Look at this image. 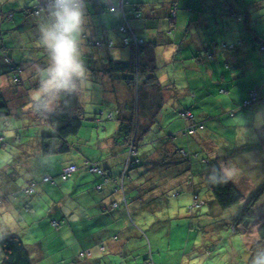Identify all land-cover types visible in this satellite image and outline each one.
Listing matches in <instances>:
<instances>
[{"label": "rangeland", "instance_id": "rangeland-1", "mask_svg": "<svg viewBox=\"0 0 264 264\" xmlns=\"http://www.w3.org/2000/svg\"><path fill=\"white\" fill-rule=\"evenodd\" d=\"M116 1L117 0H115V4H117ZM129 1L132 3V5L136 3H143V5H146L145 3H153V0ZM185 2L186 0H183L182 4ZM90 4L92 5V3ZM231 4L236 5V10L239 12L241 10L243 12L248 10L251 20L255 22L259 21V24L257 25L258 30L260 28L264 29V1L261 0H194V6L190 16L195 14L196 21H198L200 16L206 18L208 17L209 24L218 18L219 25H213L215 32L208 31L207 38L210 39V35H212V37H217L215 38L217 40L219 38H223L225 42L231 43L235 40H233V36L229 32L227 26L229 23H231L235 33L237 23L233 19L229 22V19H225L224 16L221 18L219 17V14L224 15L225 12L227 14L230 13L228 10L231 9ZM120 14L121 13L114 14L115 21L113 22H108L107 17H101L100 22L103 24V26L107 25L106 27L111 32L113 37H116L117 40L121 41L122 36L120 33H118V28L122 23V15ZM21 15L22 12L17 11L14 19H2L1 22H9L11 29L6 30L5 26L0 27V51L2 48H4L6 53L9 55L12 53L15 55L18 53L25 55L23 57H27L26 59H31V63L35 65V57L42 58V56H47L50 53V51H47V48H45L46 45L43 41V34L45 29L50 28L55 23L52 21L55 17H52L53 19H43V21H38V19L42 16L38 18L35 17L33 19H27L26 23L29 26H32V24H37L40 29H37L36 32H33V29H29V31H26L25 33L20 32L21 30H25V27L23 28L22 25L17 24L19 21L23 22V18L20 17ZM107 15L110 16L112 14L108 13ZM167 22L170 23L171 21L166 19L165 23ZM220 24L224 25L221 29L222 31H220ZM196 25L198 24L196 23ZM203 28L206 29L205 26H203ZM240 31L243 33V35L245 34L243 24L240 25ZM249 40L253 41L254 39L250 36ZM179 45L182 44L180 43ZM147 46H144V52L142 53L144 56L141 57L142 69L147 72H142L140 76L141 91L139 93L133 92V95H131L130 103L135 110L134 112L133 110L131 111L130 115L127 117V121H124L123 125L122 121L117 119V113H119V111L117 109L116 102L110 100L105 94H110V92H105L97 79H94L95 81L93 79H89L88 82H86V85L89 88L83 92V101L86 108V120L84 121L83 127L78 136L70 138V141L74 143L71 154L67 155L66 157L64 155H55L54 157H49L46 159H38L39 155L34 152V137L38 135L37 132L39 131V128L35 126V122H32L31 125L30 121L28 122V128H25V124L20 121L19 118L12 116L8 121L3 119L0 120V133L8 143L7 147H3L0 143V168L4 169L6 166H8V164L10 165L11 162L9 161L14 155L16 158L18 157V159L21 160L26 158L25 152L30 150L32 157L27 158V163L29 162L31 165L36 166L40 170V173L44 172L49 174L51 171V174L54 175L51 176L55 177L56 179L57 190H54V192H44L41 189V186L45 183L37 180L35 181L36 194L33 196L37 197V199L41 201V212L38 221V224H40V230H33V234L36 235V239L43 242V244L46 246L45 248L48 247L49 251H52L51 247L53 246L55 238L50 239V236L55 234L56 230L59 231L62 226L68 223V217L65 216L63 219L59 218L61 220H58L59 222L65 221L63 224H61L59 230L53 227L52 224L54 220L58 219L56 218V215L53 214V212L58 209L60 215V207L62 208V204L66 205V201L69 205H72V203L79 205L78 215L80 217V221L78 223L82 229L86 228L83 227V224L89 223L85 217H87L89 214L87 205L90 202L96 201L97 203H104V205L108 206H110L111 203L117 202L121 207L125 208L126 205L125 201L123 203V196L118 192L107 193V190L112 191V188L120 189L124 168L127 170L124 164L126 159L125 155L127 151L128 153L130 152L131 146L136 143L138 149L137 157L141 159V163L128 174L129 177L126 182L125 189L127 190L129 185L132 183L141 184L144 182V180L158 185L152 193L150 192L142 195L145 202L140 204L141 207H137L136 203L130 205L133 208L131 211L132 217L131 215L129 216V214L127 216L130 222H133L134 225L141 230L143 238L140 239V248L136 251H127V257H130V253H132V255L141 253L142 264H153L152 255L154 261L158 262L161 258L162 260H167L168 254L176 253V256H179L180 254H186L185 264H248V251L245 247V242L242 236L238 233H230L227 229V226H230L232 220L234 219L233 217L236 215V208H242V203L226 211H221L222 209H219L221 212L225 213L221 221L219 218H217L216 214H212L211 208L208 204H205L199 209L197 208L196 204L193 203L188 197L189 193L187 187L189 183L186 181L187 178L190 177L189 179H191L192 183L195 184L196 189L199 188V185L205 186V189H201L202 192L197 191L202 199H214L212 193L205 183V177L211 172L220 169L216 167V164L220 165V163L215 159V155L211 153L213 148L219 147L223 151L221 152V154H223V158H225L223 166H220L221 169H225L224 167L226 165H233L235 168L239 166L240 169L237 170H241L240 172L243 175L238 182H242L241 186L243 189L246 191L253 185L255 189H253L254 192L257 189H260L262 186H264V160H261L258 155L261 152H264V128H259L256 130V128H252V126H247L250 134L248 137L251 139L253 138V142L251 143L252 145L250 144L247 148L239 141L238 143L241 144H236V140L233 138V135L230 132L224 133L223 136L234 143V145H222L218 142H215L217 145H212V143H209L207 146L204 145V143H202L201 146L198 143H194L193 145L189 144L195 137L186 136L185 129L187 122L185 121L188 120L182 117V115L187 112L186 110H191L190 105L192 104V100L189 98L190 96L182 97L180 95V92L187 93V71L183 65L184 61L182 58H180V55L178 59L179 62H176L177 60H172V54H167L165 56L163 54L162 59H165L166 64L158 62V64L155 65L150 61L152 59L151 51L154 49V45H150L149 48H147ZM172 46L174 45L169 44V40L165 39V48ZM122 48L121 50H123ZM182 49L183 48L178 50V54ZM125 53H128L126 49ZM187 54L185 55L188 57L190 54L189 50H187ZM207 55L209 56V53H207ZM251 55L260 56L262 54L260 52H251ZM10 57L13 56L11 55ZM242 58H244V55L241 54L240 60ZM261 58L264 60V55H262ZM129 60L130 56L126 59V61ZM221 60L223 73L226 75L228 81L227 87H230V83L232 82V79L230 78L233 74L232 71H239L242 73V70L244 68L246 69L247 66L243 63L237 62L234 59L226 58V56H221ZM168 61L172 62L169 63ZM195 62L198 61L196 60ZM262 65L263 64L260 63V60L259 62H255L253 65L255 70L260 68L261 75H259L257 78H254V68L250 66L249 69L251 72L247 74V77H243V81H239L238 78L233 80L232 83L237 84V86H233L232 90L227 89V87L224 85L225 90L229 91L228 94H224L225 99L229 95L233 96L234 93L235 96L239 97L245 91L249 92V84H252L253 88H257L258 90H262L264 92V68H262ZM200 67L202 70L205 68L204 65ZM10 68L11 64L7 63L4 57L3 59L0 58V89L3 92L5 88L15 86L10 75ZM203 73H201L202 76ZM42 75L44 78H47L48 72L46 68H44V70L42 69ZM153 75L155 76L154 78L152 77ZM187 75L192 77L191 73H187ZM205 75L207 76V80H204V85L207 87V89H213L214 85L211 78L209 77V73ZM171 76H174L176 79L178 90H173L174 92L178 91L177 100H180L175 104H173L175 99L170 98V94H173L174 92L166 89L170 82V80L168 81V78ZM249 78L253 81H248ZM200 82L201 81L196 82L191 79L189 86L197 87ZM34 83V81H29L26 87L29 88V86H35ZM30 92L34 93V91ZM150 92L154 93L148 94ZM130 94L131 92H129V95ZM191 97L193 98V96ZM32 99L36 100L34 98ZM241 102L243 103V101ZM203 105H205V107L210 111L205 109L201 112V109H193L194 113L191 112V114H193L194 118L195 116L196 118H200L201 115L206 114L208 116L214 115L213 117L216 119L217 114H211L214 112V110L212 111L214 106L210 103V101ZM226 109L229 111L227 112L229 119L225 121L236 126V122H239L238 116L235 115L236 117L234 116V118L230 117L231 112L234 110L232 107ZM252 110H254L256 113L258 111L260 112V122L264 123V98L258 104L256 103L255 105L247 107L246 109L243 108V112L246 114ZM111 113L114 115L115 120H111L109 118ZM219 116L222 117V114H219ZM246 119L249 122H253L254 117L248 116ZM206 121L208 123L206 130H211L213 131L212 133H214L213 137L215 139L213 140H218L221 142L226 140L216 139V131L214 132V129L210 128L209 125L214 123L213 119L208 118ZM121 127L122 130H120ZM251 129L253 131H251ZM16 130L20 131V141L16 140ZM46 134H48V132ZM200 134L201 132L196 137L200 136ZM10 135L12 137L7 138ZM238 139L243 140V138L240 137ZM115 140L117 142V150L114 154L110 149ZM3 141L4 139L0 142L4 143ZM29 144H31V146H29ZM129 144L130 146H128ZM171 144H174L175 150H180V155L185 158L191 159V154L196 156L193 155L191 161L189 160L185 163H175L174 161L176 160H174V158L177 157L178 154L175 153V150L169 152L166 151L167 145ZM183 150H188L189 152L187 151L188 153L184 154L182 153ZM243 153V157H245L246 168L242 167L237 161L239 154ZM154 155L158 156L160 161H155L153 158ZM56 157H58L60 160H63V158H74L78 160L80 164L83 162L84 158H89L88 163H93L102 168H109L108 175L113 178L112 182L108 184L109 182H105L107 180L106 177L87 173L86 171L75 173L73 174V177L71 176L72 178L70 177L64 182L61 180L60 175L56 174L57 167H60L61 163L58 162ZM48 159L49 161H45ZM51 160H53V162ZM187 167L189 170H186ZM178 173L181 174L178 175ZM174 175L176 176L174 177ZM78 178H80L82 186L80 187L81 189H79L80 194L76 196V193H70V191L74 190L75 183L77 182ZM33 179L34 177L30 180V182H32ZM25 180L28 181L27 178H22V186L28 185L29 182H26ZM50 186L53 185L48 184V187ZM100 186H102V189L98 191ZM134 195L140 197L141 193L139 190H135ZM127 196L129 198L133 197L130 195V193H127ZM246 197L248 196L246 195ZM128 201L131 203L132 199H128ZM257 204V206L264 208V195ZM191 207L193 208V211H191ZM135 208L137 210H134ZM5 209L6 205H0L1 226L7 223H12V220L10 219L17 217L16 212L3 211ZM63 212L70 213L65 208H63ZM113 212H115L114 214H118L115 210ZM121 217L125 218L126 214L121 215ZM211 218L212 221L210 220ZM142 221H146V224L143 225ZM35 223L37 224V222ZM44 224H48L49 228H46ZM70 225L77 227L73 220L70 221ZM153 226L157 229L156 232L151 231V227ZM78 233L79 237L81 238L82 236L79 231ZM169 233L172 234L171 239L169 237ZM28 234L29 233H27V235ZM35 238L33 239L34 241ZM27 239L33 241L32 238L28 237ZM246 241L247 243H250L249 240ZM163 251H165V253H163ZM159 252H161L162 256L164 257H159ZM146 253L147 256L144 257ZM174 256L175 255H173L171 258L173 261L172 264H176L174 262L176 259H179L177 264H181V259ZM44 258H47L44 260V262L48 263L54 260L53 256L49 257L47 254ZM57 263L63 264L61 261H57ZM167 263L169 262L167 261Z\"/></svg>", "mask_w": 264, "mask_h": 264}, {"label": "crops", "instance_id": "crops-1", "mask_svg": "<svg viewBox=\"0 0 264 264\" xmlns=\"http://www.w3.org/2000/svg\"><path fill=\"white\" fill-rule=\"evenodd\" d=\"M42 1L43 0H0V4H1L0 11H1L2 16H5V17L8 16L7 15L8 12H12V15L14 18H15L17 11L22 12V15L20 17L23 18V22L19 21L17 24L22 25L23 28L25 27V30H21L20 32L26 33V31H29V29H33V32H36V30L40 29V27L37 24H34V25L32 24V26H29L26 23L27 19H33L35 17L38 18L42 16L41 18L38 19V21H41V20L43 21V19L55 17L53 15V13L56 11L54 7L55 4L50 5V3H48L49 0H45V2L44 1L42 2ZM182 1L183 0H153V3H145L146 5L147 4L149 5V6L148 5L146 6V5H143V3H136L132 5V3L129 0H126L125 6L122 9L119 3L120 0L116 1L117 4H115V0H83L85 16H84V24L82 27V32L79 36V40H80L79 47L82 53L81 59L83 60L85 65H87V68H88V73H89L88 80L97 79L102 89H104L105 92L106 91L110 92V94H107V93L105 94L107 97H109L110 100L116 102V106L119 111V113H117V119L122 122L127 121V117L130 115L131 111L133 110L134 112L135 110L133 109V106L130 103V99H131V95H133V92L136 93V91L134 90L133 85L129 87L127 86V84H125V81L119 80L117 79V77L110 74L109 64L113 60H117V61L125 60L126 61V59L129 58V56L132 57V53H133L131 50L132 47H126V48L125 46L123 47L122 40L120 41V40H117L116 37H113L111 32L106 27L107 25L103 26V24L100 22L101 17H107L108 22H113L115 21L114 14L121 13L120 15H122V23H123L124 15H126L130 26L134 29L138 37L145 40L146 46L149 45L147 46V48H149L150 45L152 44L154 45V49L151 51L152 59L150 61H153L155 65L158 64V62L166 64L165 59L164 60L162 59L163 54L164 56L167 54H172V60H177L176 62H179L178 59L180 55V58H182V60L184 61L183 65L185 66L186 71H187L186 72L187 93L180 92V95L182 97L190 96L189 98L192 100V104L190 105L191 111L193 112V109L194 110L201 109V112L204 111L205 109L207 111H210L205 107V105H203L209 101L214 106V109H212V111L214 110L215 113L212 112L211 114H215V115L217 114L216 119H214L213 117L214 115L208 116L206 114H203L201 115L200 118H196L195 116L193 120L185 121L187 122L186 128L190 126H195V124L199 122L203 123L205 126L203 130H200L197 134L193 136L195 137L192 140L193 143L191 141L189 144L193 145L194 143H198L201 146V144L204 143V145L207 146V144L209 143H212V145H215L216 144L215 142H218L219 144H222V145H227V144L234 145V143H232L231 141H229L223 136L224 133L230 132L233 135V138H235L236 144L240 145L242 143L247 148L253 142V138L251 139L250 137H248L246 142L244 141V139L239 140L237 131L238 130L242 131L241 126L244 124H247V126H252L253 128L254 127L253 122H249L246 118L248 116H253L255 118L256 112L252 110L251 112L246 114L243 112V108H241L240 106L242 104L241 101L245 100L248 97L249 95L248 91H245L239 97L235 96V93H234L233 96L229 95L225 99L224 94L226 93L228 94L229 91H226L224 88V85L227 87L228 81H227L226 75L223 73V69L221 65V62H222L221 56H226V58L234 59L237 62L243 63L247 66L246 69L244 68L242 70V73H240L239 71H235V72L232 71L233 74H232V77H230L232 79L231 80L232 82L233 80H236V78H238L239 81H242L240 79V75L246 76L247 74H249L251 72L249 69L250 66L253 67L254 62L256 61L252 60V55H251L252 51H251V47L249 44L250 42L248 43V45L242 46V48H239L233 51L223 50L221 46H219V44L221 43L231 44V43L238 42L239 40L245 38L244 35H242L240 31V25L243 23H240L234 17L235 13H239V11L235 10L237 6L231 4V9H229L231 11L228 10L231 13L227 14L225 12L224 15L219 14L220 18L224 16L225 19H229L228 20L229 22L232 21L233 19L237 23V26H236L237 28L234 33V28L231 26V23L228 22L229 24L227 28L229 29V32L232 34L233 40H235L229 43V42H225L223 38H219L217 40L215 39L217 37H212V35H210V39L207 38L208 31L215 32L213 25L214 24L219 25L218 18H216L211 24H209L208 17L206 18V17L200 16L198 21H196L195 14L190 16L192 12V8L194 6V0H186V2L183 4H182ZM90 3H92V5ZM37 4L38 6H36ZM31 7H32L31 10H27V8H31ZM113 7H117V9L113 11ZM37 9H42L39 14L34 13L35 10ZM23 11H24V14H23ZM108 13L112 15L108 16L107 15ZM166 19L170 20L171 22L165 23ZM52 21L55 22V18ZM196 23L198 25H196ZM257 24H259V21H257ZM4 26L6 30L11 29L9 22L8 23L2 22L0 27H4ZM203 26H205L206 29H204ZM223 26H224L223 24L222 25L220 24L219 26L220 31H222L221 29L223 28ZM254 30L257 32L259 36L264 38V29L260 28L258 30L257 25H256L254 27ZM84 33L89 34L93 36L94 38H101L105 41H113L114 42L113 49L111 50L107 46L96 47L93 45L88 46L85 43H82L81 39L83 38L82 36H84L83 35ZM165 39H168L169 44H173L176 47L172 46L169 48H165ZM180 43L182 45H179ZM216 45H218L219 47L213 48ZM144 46H143L142 53L144 52ZM209 47L211 51L208 56L207 51ZM121 48L123 50H121ZM181 48L183 49L178 54V50ZM125 49L127 50L128 53H125ZM187 50H189V53H190L188 57L185 55L187 54ZM127 54H128V57H127ZM241 54L244 55V58L240 60ZM4 55L9 57L14 63L21 66V69H23L20 77L22 76L23 81H25L26 83L24 86L16 90L15 78H13L12 76L13 74L10 72L12 81L14 82L15 86H10V87L5 88L4 92L1 91L0 89V93H2L3 96H5L9 100L10 106L15 110V112H18L19 107H21L22 105H25L26 102H29V101H26L27 100L26 95H28L30 98L32 95V98L38 99L39 97L47 93V92L41 91L44 80H47V78H44L42 75V69H43V65H45L44 67L48 69L52 66V58L49 57L48 55L47 56L44 55L42 56V58L35 57L34 58L35 65H33V63H31L32 61L31 59H26L27 57H23L25 55H22L20 53L15 55L14 53H12L11 55L13 57H10L11 55L6 53L5 49L2 48V50L0 51V58L3 59ZM142 56H144V54H142L141 57ZM196 60L198 62H195ZM171 62L172 61H170L169 63ZM48 65L50 67H48ZM202 65H204L205 67L204 70H202V68L200 67ZM48 69H46L47 72H48ZM187 73H191L192 77H189ZM201 73H203V76ZM207 73H209V77L211 78L213 82V85H214L213 89H207V87L204 85L205 84L204 80H207L206 79L207 76L205 75ZM254 73H255V70L253 71V76H255ZM152 77L154 78L155 76L153 75ZM191 79H193L196 82L198 81H201V82L197 85V87H192V86H189V82ZM169 80L170 82L166 89L171 92H174L173 89H177L176 79L174 76H171L168 78V81ZM29 81H34L35 86L34 85L29 86V88L26 87ZM232 82L230 83L231 88L227 87V89L232 90L233 86H237V84H234ZM80 86H81L80 95H81V92H84L85 90L89 88L87 87L86 82H82ZM248 86L250 90L255 89L252 87V85H248ZM33 89H36V90H33ZM30 91H34V93H31ZM140 91H141V87L139 89V92ZM129 92H131L130 95H129ZM259 92H260V97H261L260 101H261L264 98L263 96L264 92L262 90L261 91L259 90ZM153 93L154 92H150L148 94H153ZM182 94H185V95H182ZM170 95H171L170 96L171 99L172 98L175 99L174 100L175 102H173V104H175L176 102L178 103L180 101V100H177L178 91ZM191 96H193L194 99ZM29 104L30 105L24 107L21 114L18 113L19 115H22V116L19 117V115H17L16 117L19 118L20 121H22L25 124L24 126L25 128L26 127L28 128L29 121L31 125H32V122H35L36 124L35 126L39 128V131L37 133L38 135L39 134L40 135L39 136L36 135V137H34V141H35L34 142L35 143L34 152H36V154L39 155L38 159L49 158V156H44L41 153L39 142H40L41 137L47 132L48 134H52V128L46 126L47 124L45 122H41L33 118V116L31 115L32 104L31 102ZM230 107H232V109L234 110L233 111L234 115L231 114L230 117L234 118V116L237 115L239 118L238 119L239 122H236V126H234V124H229L225 121L229 119V116H227V112L229 111L226 108H230ZM219 114H222V117H220ZM208 118H211L214 120V123L209 124V125H210V128L214 129V132L216 131L215 132L216 139H223V140L226 139V140H224L223 142L218 141V140H213L215 139L213 137V134H214L212 133L213 131L206 130V127L208 125L206 119ZM111 120H115L114 115L112 116ZM254 128L258 130L261 127L256 126ZM251 131L253 130L251 129ZM19 132H20L19 130L15 131L17 141L21 140ZM200 132H201L200 136L196 137ZM0 136H2V134ZM248 136H250V134ZM11 137L12 136L10 135L7 138H11ZM1 138L4 139L3 141L4 143H1V145L3 147H7L8 143L5 141V138L2 136L0 137V140ZM238 141L241 143H238ZM29 146H31V144H29ZM110 150L112 151V153L114 154L116 153V150H117L116 140L114 141ZM137 150L138 149H136V154H138ZM172 150H175L174 144L167 145L166 151L169 152ZM221 152H223L222 149L217 147V148H213L211 153L215 155V159L220 163V165L216 164V167L220 168V170L223 171V169H221L220 166L221 165L223 166V162L225 161V158H223L222 156L223 154H221ZM175 153L178 154L177 157L174 156L175 157L174 160H176L174 161L175 163H183V162L185 163L186 161H189V160L191 161L193 158L192 156L194 155L193 154L191 156V159H188V158L181 156L178 150H175ZM67 155H64V156L66 157ZM25 156L26 158L21 160V159H18V157L16 158V156L14 155L13 158H11L9 161L11 162L10 165L8 164V166H6L4 169L0 168V198L3 199V202L0 203V205H6V209L3 211L17 213L16 218L10 219L12 220V223H7L2 226L0 224V228H1L0 239L3 237H7V236H18L19 238H21V240L27 245L28 251L30 252L33 258V262L35 264H58L57 261H61L63 264H142L141 262L142 254L141 253L139 254L136 253V255H132V253H130L129 255L130 257L129 258L127 257L128 256L126 253L127 251H136L140 248V239L143 238L141 230L138 227H136L133 222H130L127 215L129 214L130 216L131 211L133 209L130 205H133L136 203L137 207H141L140 204H143L145 202L142 195L150 193V192L152 193L156 189V186L158 184H154L153 182L144 180V182H142L141 184L140 183L130 184L128 189L126 190L125 189L126 182L128 180V177H129L128 174L130 173V171L128 169L127 170L124 169L123 174H122V184L120 187L122 191L119 188H115V189L112 188V191L107 190V193H113V192L120 193L124 198L123 203L125 201V205H126L125 208L121 207L120 204H118L117 202L111 203L110 206L104 205V203H99V202L97 203L96 201L90 202L87 205L88 213L90 215L88 214L87 217H85V219L88 220L89 223L83 224V227H86L85 229L80 228V224L78 223L80 221V217L78 215L79 205H77L76 203H72V205H69L68 202L66 201V205L62 204V208L60 207V215H59L58 209H56L55 212H53V214L56 215V218L58 219H55L52 225L53 227L59 230V228L61 227V224H63L65 221L59 222L58 220L63 219L65 216L68 217V220H67L68 223L62 226V228L59 231L56 230L55 234H52L50 236V239L51 238H55V239H54L53 246L51 247L52 251L51 250L49 251V248L48 247L45 248L46 246L43 244V242L36 239L35 238L36 235L33 234V230H40V224H38V221H39V218H40L39 215L41 212L40 210L41 201L37 199V197H33V196L28 197L23 193L22 188L26 185L22 186V178H27L28 181L26 180L25 181L29 183H31L30 180L33 177L34 179L32 182H35L37 180L42 182V179L45 176L53 175V174H51V171L49 174H46L44 172L40 173V170L36 166L31 165L29 162L27 163L28 161L27 158L32 157V154H30V150L28 152H25ZM125 156H126V159L127 158L129 159L128 152L126 153ZM243 156H244V153L239 154V156L237 157V161L242 167L246 168L245 157ZM258 156L261 160H264V152H261ZM50 157H54V156H50ZM153 158L155 161H160V158L158 156L154 155ZM56 159L58 160V162H61L60 167H57V170H56L57 172L56 174L60 176L62 175L64 168L70 164L80 165L82 168L78 172L86 171L87 173H91L85 166V164L89 162V158H84L81 164L79 163L78 160L74 158H71V159L63 158V160H60L58 157H56ZM126 159H125L124 164L127 165L128 159L127 160ZM45 161H49V159ZM51 161L53 162V160ZM135 162L140 164L141 159L136 157ZM58 168H59V171H58ZM224 168L229 169V172H230L229 177H228L229 181L243 193L245 197V201L243 202L244 204L242 203V207H244L247 204L248 199L250 198V196L255 190L254 185L245 191L243 187L241 186L242 182H238L243 175L240 172L241 170L239 171L237 170V169H240V167L237 166L235 168L233 167V165L232 166L226 165ZM103 169L108 174L109 168L103 167ZM186 170H189V168L187 167ZM75 173H72L71 176L73 177V174ZM124 173H125V176H124ZM180 174L181 173H178V175ZM175 176L176 175H174V177ZM189 178H187L186 182L189 183V185L187 184L188 185L187 190L189 193L188 197L190 198V200H192V202L196 204L198 209L204 206L205 204L206 205L208 204L211 208L212 214H216L217 218L219 219L220 217H223L225 213L219 210L220 209L219 205L216 203L215 199H212V198L211 199L209 198L208 200L202 199L200 195L197 193V191L202 192L201 189L202 188L205 189L204 188L205 186L199 185V188H198L199 190H198L196 189L195 184L192 183L191 179ZM112 179L113 178L111 177L109 181L106 180L105 182H109L108 184H110L112 182ZM48 184H51L53 186L48 187ZM81 186H82V183L80 182V178H78L77 182L75 183L74 190L70 191V193L71 192L76 193V196H78L80 194L79 189H81L80 188ZM102 186H100L101 189H102ZM56 187L57 186H56V179H55L54 183H45L44 185L41 186V189L44 192L46 191L54 192V190H57ZM135 190H139V192L141 193L140 197L134 195ZM127 193H130V195L133 197L129 198L127 196ZM246 195L248 197H246ZM128 199H132L131 203H129ZM63 208H65L70 213L63 212ZM114 210L117 211L118 214H114L115 213L113 212ZM134 210H137V209L135 208ZM239 210H241V208L237 207L235 210V214L238 213ZM191 211H193L192 207H191ZM123 214H126L125 218L121 217V215ZM254 214L256 218L252 223L247 224V225L245 224L240 225V228H239L240 235L242 236L245 242V247L247 251H249L250 248L256 242L259 241L258 230H259L261 223L264 221V208L256 205L254 209ZM71 220H73L76 223L77 227L70 225ZM210 220L212 221V218ZM35 222H37V224ZM142 223L143 225H145L146 221H142ZM44 225L46 226V228H49L48 224H44ZM78 231L80 232L82 236L81 238L79 237ZM151 231L156 232L157 229L153 226L151 227ZM27 233L29 234L27 235ZM171 235L172 234L169 233L170 239H171ZM28 237L32 238V240L35 238V241L34 240L30 241L29 239H27ZM246 240H249L250 243H247ZM84 253H90L91 255L90 254L84 255ZM163 253H165V251H163ZM46 254L49 257L53 256L54 260L50 261L49 263L44 262V260L47 259V258H44ZM173 255H175L174 257L181 259V264H185L186 254H180L179 256H176V253L168 254L167 260H162L161 258L158 262L154 261L153 255H152L153 264H172L173 261L171 260V258ZM146 256H147V253L145 254L144 257ZM158 256L164 257L162 256L161 252H159ZM3 258H4V254L0 247V262ZM178 260L179 259H176L174 262L177 264ZM167 261L169 263H167Z\"/></svg>", "mask_w": 264, "mask_h": 264}, {"label": "trees", "instance_id": "trees-1", "mask_svg": "<svg viewBox=\"0 0 264 264\" xmlns=\"http://www.w3.org/2000/svg\"><path fill=\"white\" fill-rule=\"evenodd\" d=\"M45 2V0H43ZM42 1V2H43ZM53 0H49L48 3H50ZM264 1V0H261ZM42 4V3H41ZM40 5V4H39ZM50 5H53L50 3ZM38 6V4L36 5ZM1 7V4H0ZM234 7V6H233ZM117 9V7H115ZM31 8H27V10H31ZM235 9V8H234ZM236 10V9H235ZM231 11V10H229ZM231 13V12H230ZM8 16H2L0 11V25L3 18L7 19H13L12 12L7 13ZM235 19L239 21L240 23H243L244 25V39L239 40L236 43H221L219 46L223 50H229L233 51L239 48H242V46L250 44L251 51L252 52H260L262 55H264V38L259 36L257 32L254 30V27L257 24V21H252L251 17L249 16V11L243 12L242 10L239 13H235L234 15ZM122 26H125L128 30L127 33H123L120 29ZM118 32L122 36V44L123 47H132V57H130L129 61H117L113 60L109 64V73L113 76L117 77L119 80L125 81V84L127 86L131 87L133 85L134 90L139 93L140 89V76L142 72H147L142 69V63H141V55L143 51V46L145 45V40L138 37L134 29L130 26L128 18L126 15H124V22L123 24L118 28ZM83 38L81 39L82 43H85L86 45L90 46H96V47H104L107 46L109 49H113L114 42L113 41H105L101 38H94L93 36L84 33ZM243 35V33H242ZM249 36V37H248ZM253 38L254 40H249ZM249 39H248V38ZM140 39L143 41L142 44H137L135 42V39ZM97 43H100L101 45L98 46ZM80 44V40H79ZM218 45L214 46L213 48H218ZM47 51L49 49L47 48ZM210 47L208 48L207 53L210 54ZM6 55V54H5ZM4 55L5 61L9 64H11L10 72L13 74V78H15V84H16V90H18L20 87L24 86L26 83L23 81L22 76L20 77L23 69H21V66L17 65L16 63H13V61ZM254 55L252 56V60H255L256 62H259L263 64L262 68H264V60L261 58V56ZM49 57H51V54H48ZM254 57V58H253ZM82 58V57H81ZM153 62V61H151ZM255 63V62H254ZM45 65H43V70ZM87 67V65H85ZM48 67H50L48 65ZM255 70V67H252ZM48 69V68H46ZM88 69V68H87ZM264 70V69H263ZM255 76L254 78H257L259 75H261L260 68L255 70ZM243 77H247L240 75V79L243 81ZM48 79V76H47ZM247 79V78H246ZM45 81V80H44ZM248 81H253L249 78ZM43 83V82H42ZM73 83L75 84V87L68 90H60L59 92H47L46 94L42 95L36 100H32L28 95H26L27 100L29 102H26L25 105H22L19 107L18 112H15V110L10 106L9 100L3 96L2 93H0V119L3 120H9L12 116L16 117L17 115L21 114L24 107L30 105L31 102V115L33 118H35L38 121L45 122L48 127L52 128V134H45L40 139V149L41 153L44 156H55V155H67L72 152L74 143L70 141V138L78 136L80 133L83 123L86 120V108L84 106L83 101V92H81V86L80 84L82 81L80 78H74ZM252 85V84H249ZM253 92L257 93V101L252 102L250 104H246L247 101L251 100V95ZM248 97L243 100V103L240 105L241 108H247L250 106L255 105L258 103L261 99L260 92L257 88L251 89L248 92ZM187 112H192L191 110H186ZM19 113V114H18ZM232 115H234V112H231ZM22 115H19L21 117ZM113 114H110L109 118L111 119ZM183 118H185L182 115ZM194 119V118H193ZM192 119V120H193ZM124 122H122V125ZM193 127L195 130V134L198 133V131L203 130L205 128L204 124L199 122L195 124ZM189 129L187 127L185 130ZM187 130L188 132L191 130ZM122 130V127L121 129ZM195 134H186V136H194ZM3 139L1 138L0 141ZM2 143V142H0ZM117 143V142H116ZM130 146V144L128 145ZM136 149L137 145L136 143L131 146V150L128 153L129 159L127 161L126 168L131 171L139 165V163H136ZM128 152V151H127ZM138 152V150H137ZM180 152V150H178ZM182 153L187 154L188 152L186 150H183ZM131 154V156H130ZM190 154V153H189ZM192 156V154H191ZM126 159V160H127ZM135 159V160H134ZM78 167V171L81 170V166L78 164H75ZM86 168L92 173L101 175L102 177H106L107 181L111 178V176H108L107 172L104 171L103 168H101L98 165L86 163ZM97 169L96 172L93 170ZM125 169V168H124ZM98 170L102 171L99 172ZM76 171V173L78 172ZM60 176L63 181H67L68 178L71 176L63 175ZM53 178L52 181L45 182L42 179V182L44 183H54L55 178L51 175H48ZM125 176V173H124ZM205 183L207 184V187L209 188L210 192L212 193L216 203L219 205V208L222 209L221 211H226L229 209H232L233 207L243 203L245 201V197L243 193L234 186L223 174L222 170H215L211 172L205 179ZM125 184V182H124ZM36 183L31 182L28 185L24 186L22 188L23 193L28 196L32 197L36 193ZM263 187V188H262ZM260 189H257L248 199L247 204L239 210L238 213H236L234 219L232 220V223L230 226H227V229L230 233H238L240 234V225H247L252 223L256 216L254 214L255 206L258 205V201L262 198L264 195V186H262ZM32 189V191H29ZM101 190V187L98 189V191ZM3 202V199L0 198V203ZM204 204V203H203ZM224 217V216H223ZM220 217V220L222 221V218ZM214 223V222H213ZM216 224V223H214ZM213 225V224H212ZM217 230V229H215ZM259 241L256 242L248 251V264H255V261L261 257V255H264V221L261 223L259 230ZM0 247L3 251L4 258L1 260L0 264H34L33 258L28 251L27 245L19 238L18 236H7L0 239ZM90 253H84V255H89ZM83 255V254H82ZM91 255V254H90Z\"/></svg>", "mask_w": 264, "mask_h": 264}, {"label": "clouds", "instance_id": "clouds-1", "mask_svg": "<svg viewBox=\"0 0 264 264\" xmlns=\"http://www.w3.org/2000/svg\"><path fill=\"white\" fill-rule=\"evenodd\" d=\"M55 23L44 30L43 41L49 49L52 66L48 69V79L42 85V92H59L75 87L74 78L87 82L89 73L81 59L79 36L84 24L85 10L83 0H56ZM260 112L256 113L253 126L264 128L260 122ZM237 135L245 141L249 135L247 124L241 126ZM223 174L229 177V169H223ZM255 264H264V255L255 261Z\"/></svg>", "mask_w": 264, "mask_h": 264}, {"label": "built area", "instance_id": "built-area-1", "mask_svg": "<svg viewBox=\"0 0 264 264\" xmlns=\"http://www.w3.org/2000/svg\"><path fill=\"white\" fill-rule=\"evenodd\" d=\"M55 2H56V0H53V1H51L50 3H51V4H55ZM119 3H120L121 8L123 9L124 6H125L126 0H120ZM115 9H116V8L113 7V11H114ZM41 10H42V9H37V10H35L34 13H35V14H39ZM120 30H121L123 33H127V32H128V30H127V28H126L125 26H122ZM134 39H135V42H136L137 44H142V43H143V41L140 40V39H137V38H134ZM97 45L100 46L101 44H100V43H97ZM257 98H258L257 93H256V92H253L252 95H251V100H250V101H247L246 104H250V103H252V102H256V101H257ZM183 116H184L187 120H192V119L194 118V116H193V114H191V112H186V113L183 114ZM194 127H195V126H194ZM190 128H192V129L188 132L187 130H189ZM189 129L185 130V134H188V133H189V134H195V130L193 129V127H189ZM76 171H78V167H77L75 164H70V165H68V166H66V167L64 168V174H63V175H64V176H65V175L70 176L72 173H75ZM93 171L96 172L97 169H94ZM98 171L102 173V171H100V170H98ZM43 180H44L45 182H49V181H52L53 178L50 177V176H46ZM29 191H32V189H30Z\"/></svg>", "mask_w": 264, "mask_h": 264}]
</instances>
